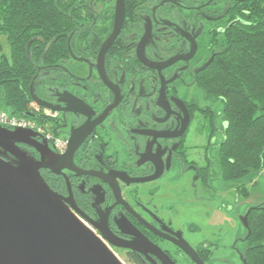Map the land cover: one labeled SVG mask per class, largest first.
Instances as JSON below:
<instances>
[{"label":"flooded vegetation","instance_id":"flooded-vegetation-1","mask_svg":"<svg viewBox=\"0 0 264 264\" xmlns=\"http://www.w3.org/2000/svg\"><path fill=\"white\" fill-rule=\"evenodd\" d=\"M253 4L264 9V0H73L62 13L65 32L33 45L26 116L37 120L30 111L46 109L34 97L56 108L47 109L56 113L49 128L69 153L46 142L55 173L40 175L124 264L219 260L218 243L192 240L199 231L188 223L187 203L200 201L199 193L213 199L218 179L239 200L250 194L241 195L218 168V102L202 90V77ZM262 204L243 212L244 250L239 241L222 247L231 257L221 264L246 262L248 213Z\"/></svg>","mask_w":264,"mask_h":264},{"label":"trees","instance_id":"trees-1","mask_svg":"<svg viewBox=\"0 0 264 264\" xmlns=\"http://www.w3.org/2000/svg\"><path fill=\"white\" fill-rule=\"evenodd\" d=\"M72 2L0 0V112L29 119L31 50L39 39L65 32L68 22L62 13ZM251 7L248 18L228 30L201 85L211 101L218 102L214 115L223 135L218 168L244 197L264 170V9ZM247 224L244 260L264 264V204L250 209Z\"/></svg>","mask_w":264,"mask_h":264},{"label":"water","instance_id":"water-1","mask_svg":"<svg viewBox=\"0 0 264 264\" xmlns=\"http://www.w3.org/2000/svg\"><path fill=\"white\" fill-rule=\"evenodd\" d=\"M34 99L41 108L57 110ZM38 136L0 125V264H124L41 177L40 169L55 173V161L44 139L36 143ZM76 140L74 135L68 142ZM21 145L34 148L40 160ZM191 259L202 264L194 255Z\"/></svg>","mask_w":264,"mask_h":264},{"label":"rangeland","instance_id":"rangeland-1","mask_svg":"<svg viewBox=\"0 0 264 264\" xmlns=\"http://www.w3.org/2000/svg\"><path fill=\"white\" fill-rule=\"evenodd\" d=\"M1 41L5 47L6 41ZM44 124L46 125L47 123L44 122ZM263 176L264 172L263 175L256 179V186L251 189L249 197L245 200H239L233 191L234 189L232 187L228 189V186L218 179L214 184L216 194L213 196V199L211 198L214 201L210 199V197H212L210 193H199L201 197L200 201H196L192 204L187 203L191 210V213L188 214V223H191L192 226L199 231L196 238H192V240L206 239L207 241L210 240L218 243L220 248L218 253L220 257H218V261H215L217 264H221V258L230 260L231 257L229 252L223 250L222 247H229L232 243L234 244L239 241V243L236 244L237 248L242 251L244 250V244L241 240H243L246 234V229L241 225L242 214L248 207L264 202L261 201L264 199ZM227 190H229V192H227ZM223 193L226 195L228 193L226 199L222 198ZM190 196L192 195L190 194ZM118 258L121 260L120 257Z\"/></svg>","mask_w":264,"mask_h":264},{"label":"built area","instance_id":"built-area-1","mask_svg":"<svg viewBox=\"0 0 264 264\" xmlns=\"http://www.w3.org/2000/svg\"><path fill=\"white\" fill-rule=\"evenodd\" d=\"M30 112L37 116L38 119H26L23 117L16 118L4 112H0V125L5 128H21L34 131L37 134L42 135L46 142L51 143L54 149L60 153L65 152L67 142L61 136L54 134V132L50 130L49 125H47L51 123L56 113H52L47 109L40 110L38 108H34V110H31ZM39 121H44L47 124H42Z\"/></svg>","mask_w":264,"mask_h":264}]
</instances>
